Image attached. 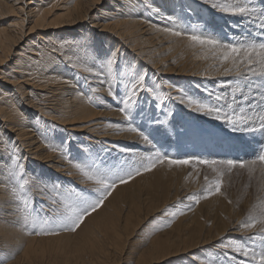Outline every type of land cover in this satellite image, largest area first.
<instances>
[{"label":"bare ground","instance_id":"obj_1","mask_svg":"<svg viewBox=\"0 0 264 264\" xmlns=\"http://www.w3.org/2000/svg\"><path fill=\"white\" fill-rule=\"evenodd\" d=\"M100 1L103 8L98 11L96 22L92 23L98 29L91 24L86 26V20L92 18L88 13ZM193 1L201 8L208 5L203 0ZM193 4L188 0H156V2L155 0L105 2L37 0V3L35 0H0V15L16 13V17L14 16L7 25L0 27V82L6 86L3 92L0 91V149L7 146L11 150V145L7 144L9 140L11 144L18 146L19 153L23 157L21 162L25 166L30 184L34 177L46 182H59L69 187L71 183H76L79 190H84L86 195L92 194L91 198H94L95 193L91 192L92 185L82 180L76 170L69 165L65 154L80 159L89 151L93 154L99 152L103 142L120 145L128 148L129 152L124 154L118 148H113L110 153L115 152V158L109 159V167L119 171L118 167L117 170L114 169L117 162L124 161L134 166L138 157L148 156L154 152V149L139 139L136 133L127 131L122 115L115 107H109L114 101L108 96L107 86L98 84L95 76L83 71V67L92 66L91 59L97 53L101 57L114 54L121 69L146 73L147 83L153 82L163 94L170 93L173 97H176L174 89L188 81H191V87L183 85L187 88L183 90L189 96L194 93L200 94L205 90L203 86H215L216 82L227 81L229 77L232 78V85H235L233 75L225 76L219 65L218 68L213 66V59L210 54H207L206 58L205 50L200 49L199 46L191 47L186 37H175L162 31L165 26H172L167 18L173 19L176 16L173 14L177 13L180 6L188 7L187 15L180 17L185 24L175 22L182 27H191ZM206 8L217 14L221 20L228 19L234 29L227 28L236 32L235 35L240 33L241 29H245L242 36L238 37L244 38L246 31H255L256 25L240 16L227 17L228 14H222L212 9L210 5ZM153 9L156 11L154 12ZM137 12L140 16H137ZM146 13L149 15L145 18ZM211 18H213L211 12L200 15L198 22H203H201L204 25L202 30L206 34H213L228 41L231 37L229 32L223 36L224 27H219V31H213L215 20ZM235 18H238L236 23L229 20ZM77 25L80 27L77 28ZM70 28L73 29L72 33L55 32L58 29ZM35 30H46L50 35L40 38L41 43L38 45L36 43L34 48L29 49L33 36L39 35L35 33L25 47L21 45L22 51L15 52L13 47L20 45L21 38H25L29 31ZM61 44L65 47L74 44L88 46L87 54L80 49L79 56L72 57L73 62L80 63L79 68L67 67L68 56H62L59 51L53 52V48H58ZM26 52L30 54L27 55ZM13 60L10 66L9 61ZM99 63L96 62V69ZM105 73H107L106 68ZM178 75L183 76L176 78L180 81L175 80V76ZM183 78L185 81L181 80ZM92 87H96L98 92L91 93ZM224 91L225 88L221 93ZM81 92L87 95H99L105 103L100 105L98 101L89 102L87 95L81 96ZM173 102L179 103L178 98L168 102L171 107ZM181 105L184 106L185 113L192 112L193 109H189L186 103ZM30 108L33 116L39 113L45 124L39 123L37 128L32 125L31 116L26 113ZM149 120H138L134 124L142 126L151 133L157 148L163 151L164 145L167 146L168 142L165 140L168 136L166 135L163 140L156 135L157 132L153 129L161 126ZM55 123H57L56 131L52 138L53 126L50 124ZM116 124H120L122 130L117 131L114 127ZM170 125L173 123L170 122ZM66 127L78 133L84 132L74 135L64 133L63 129ZM164 131L160 128L159 132L163 134ZM250 136L254 145L256 135ZM53 139L55 143L51 141ZM79 139H82L81 144L78 143ZM242 145L241 143L239 146ZM55 148H61L62 151H54ZM184 172L183 165L170 166L167 162L159 164L151 171L134 177L128 183L118 185L104 204L86 216L73 233L58 230V234L55 235H36L31 227L25 228L15 223L19 214L14 211L16 205L10 201L9 195L13 185L8 183L6 188L7 182L0 169V257L2 256L0 259L7 256L6 264L20 262L22 264H109L112 256L119 252L112 264H118L119 260L123 264H161L170 257H164L169 253V249L190 250L198 244H205L211 238L202 236L205 224L199 221V211H205L208 220H211L224 209L225 205L222 202H217L219 206L216 209H203L202 206L200 210L198 207L192 220L182 223L181 218L168 230L161 229L162 231L157 234L153 233L146 248L143 246L140 248L138 242L148 240L142 241L143 238L140 240L135 237L145 219L163 210L165 205L173 202L178 196H184L185 193L182 194L183 189L179 184L183 180ZM121 192L131 198L130 202L123 203ZM32 195L36 198L37 211L43 204L51 202V197L41 199L38 190L34 189ZM55 208L56 206L53 205V210ZM142 211L144 213L141 215ZM128 224L132 225V228L125 232ZM171 229L179 230L182 238L164 239V234ZM134 238L140 241L137 242ZM33 253L36 255L29 257Z\"/></svg>","mask_w":264,"mask_h":264},{"label":"snow or ice","instance_id":"obj_2","mask_svg":"<svg viewBox=\"0 0 264 264\" xmlns=\"http://www.w3.org/2000/svg\"><path fill=\"white\" fill-rule=\"evenodd\" d=\"M203 2L222 14L240 16L254 23L260 35L258 37L249 35L242 40L224 41L216 35L206 34L197 25L182 27L171 17L167 19L171 21L172 26H165L162 31L175 37H186L191 47L199 46L206 51V58L207 54H211L214 64L223 69L225 76L233 75L235 85H232L231 80L222 81L225 91L219 94L209 92L208 99L205 100L189 96L185 90L179 88L174 89L176 97H173L170 93L163 94L154 85L148 84L146 73L121 69L114 54L110 53L103 57L98 53L95 54L91 59L92 66L83 67V71L95 76L98 84L107 86L108 96L114 101L109 107H115L122 115L127 131L136 133L139 139L156 150L148 156L138 157L134 166L132 164L121 166L119 171L108 167L107 160L113 148H118L125 154L129 152L128 148L120 145H112V147L102 145L99 152L93 154L89 151L80 159L65 154L69 165L76 170L82 180L92 185L91 192L95 193V197L91 198L76 186L46 182L38 177H34L30 184L25 166L21 162L23 157L19 153L18 146L11 144L9 140L7 144L11 145V150L7 146L0 149V169L7 182L6 188L8 183L13 185L9 195L10 201L16 205L14 211L19 214L15 223L25 228L31 227L36 235H55L60 229L76 231L85 217L99 209L118 185L126 184L134 177L151 171L158 164L165 162L170 166L196 163L206 166L214 174L212 179L205 175V184L201 192L186 197L192 203L198 204L202 199L219 194L223 176L236 168L246 170L250 178L259 170L262 178L260 191L264 193V141L256 140L259 147L254 157L249 159H214L198 156L178 159L161 152L151 138V133L142 126L134 124L136 117L145 111L143 105L147 103L144 99L146 94L152 102L150 107L162 112L167 107L166 101L178 98L180 104L186 103L195 113L212 117L220 122L229 133L264 136V0H203ZM153 11L155 12L156 9ZM80 49L87 54L86 44L67 47L61 44L58 48H53V52L59 51L62 56H68L66 66L75 69L81 65L78 61L73 62L72 57L79 56ZM97 61L100 62L98 69H96ZM169 87L173 86L169 85ZM90 92L97 93L98 89L92 87ZM80 95L87 94L81 92ZM87 99L89 102L98 101L100 105L105 103L99 95H87ZM164 116L165 120L157 118L152 123L166 126L168 119L175 116V112L168 109L164 112ZM114 127L117 131L122 130L120 124ZM153 131L159 132L160 127L154 128ZM53 150L62 151L61 148ZM34 189L39 191L41 199L51 197V202L43 204L38 211L35 208L36 198L32 195ZM257 199L259 205L254 204L249 209L247 218L239 222V227L246 231L256 230L253 235L247 237L251 244L233 239L225 242L224 238L219 242L220 248L224 250L226 264H264V196H258ZM53 205L56 206L55 210ZM177 214V212L169 214L167 210L165 211V215H170L172 218ZM228 253L236 255L228 258ZM237 255L241 258L237 259ZM7 259V256L4 257L0 260V264H6ZM208 264L213 262L209 261Z\"/></svg>","mask_w":264,"mask_h":264},{"label":"rangeland","instance_id":"obj_3","mask_svg":"<svg viewBox=\"0 0 264 264\" xmlns=\"http://www.w3.org/2000/svg\"><path fill=\"white\" fill-rule=\"evenodd\" d=\"M102 1L105 2L107 0H102ZM188 1L190 2V4L194 3L193 5H191V8H192L191 25H197L200 28L203 26L201 29H204V25L202 24L203 22L202 21H201L202 23L198 22L200 20V15L204 14L205 12H211L213 15V18H211V19L215 20V26H213V28H212L213 31L214 30L219 31L218 30L219 27H224L222 29V31H223L222 35L224 36V35H226L227 32H229V35H231V37L229 36L230 37L229 40H242V39L248 37V35H252L255 37H258L257 35H260L258 33L259 31H257L258 28L256 26L255 31L244 32V38L238 37V36H242L243 31L245 29H241L239 31L240 33H238L239 35L238 34L235 35L236 32L228 30V28H227V27H230V29L233 28L231 23L228 21V19L227 20H224V19L221 20L217 14H215L212 11H209L206 8L209 5H206L205 7L201 8V7L197 6L195 1H193V0H188ZM155 2H156V0H155ZM35 3H37V0H35ZM102 8H103V4H101V1H100V2H98V5L90 13H88L91 15L92 18L90 20H86V26H88L90 24L93 25L92 23L96 22L98 11ZM187 8L185 6L178 7L177 13L173 14V15H176V16H174L173 19L175 21H179L182 24H185V22L180 17L187 15V13H186ZM87 11H88V9H87ZM87 11H86V14H87ZM146 14H145V18L149 15L148 13H146ZM14 16L16 17V13L8 14V15L7 14L0 15V27H2V25H7V23L12 18H14ZM137 16H140V14L138 15V12H137ZM229 16H232V15H227V17H229ZM238 18H235L233 20L229 19V20L236 23ZM156 23H157V21H156ZM93 26L95 27V29H98L96 25H93ZM76 27L78 28V27H80V25H77ZM72 31H73L72 28L55 30V32H71V33H72ZM45 32H46V30H44V31L35 30L32 32L29 31V34L26 35L25 38L24 37L21 38V40H20L21 42L18 41V43L20 42L19 43L20 45L14 46L13 49L15 50V52L22 51V49H20L21 45H22V47H25L26 43L31 40V37L33 36V34L37 33L39 35L33 36L34 38H32L31 43H29V45H30L29 49L32 47L34 48L36 46L35 45L36 43H37V45L41 43V42H39L40 38H44L45 35H50V34H48V32H46V33ZM26 54L28 55V54H30V52H28V53L26 52ZM12 57L15 58L14 56H12ZM9 62H10L9 65L11 66L13 64L14 60L9 61ZM212 65L218 68L217 65H215V64H212ZM145 67H147V66H145ZM176 76H175V80H177V81H180V80H178L176 78H182L183 77L182 75H178V77H176ZM157 79H159V78H157ZM229 79L232 81V78H230V77L227 78V80H229ZM181 80L185 81V78H183ZM187 80H189V79H187ZM159 81H160V79H159ZM188 82H189V84H188ZM188 82H183L184 84L182 83V85L179 84V88H181V89L184 88L185 90L187 89L185 87L190 88L191 87V81H188ZM152 83L153 82L148 83V84H152ZM215 84H216L215 86H211V85L210 86H208V85L203 86L205 90H203L202 92L200 91L201 92L200 94L194 93L195 95L193 94L192 97L194 96V98H198V99L202 98L204 100V99H208L207 93H209V92L217 93V94L221 93L222 89L225 88V86L222 85V81L216 82ZM153 85H154V83H153ZM156 88H158V87H156ZM5 89H6V86H3L0 82V91L3 92ZM161 93H163V92L161 91ZM145 96L146 95H144V99L147 100V102H148L145 105H143V108L145 109V111L141 116L138 115L137 120L135 119L134 122H136L138 120L144 121V120H149V119H150L149 121H151V120L153 121L154 119H157L159 117H160L159 119L162 118L161 120H165L164 112H167L169 107L175 112V116L168 119V123H167L166 127H163V126L160 127L162 130H165L164 131L165 133H163V134L161 132L156 133V135L160 136L163 140H164V137L166 135L168 136L166 139L167 141L165 140V142H168L167 146L165 144L163 151H161L162 149H160V151L166 152L169 156H171L173 158L183 159V158H186L188 156H198L201 158H214V159H224V158L249 159V158L254 157V155L256 154V150L259 147V145L256 143V140L259 139V140L264 141V136H260L259 134H251L250 133V135H256V138L253 142L254 145H252L253 139H250L251 136L249 134L241 135V134L228 133L225 131V129H223L224 126L221 125L220 122L212 121V120H214L212 117L210 118L211 119L210 120L209 117L203 116L200 114H196L193 110H191L193 113L192 112L188 113V111L185 113L184 112V106L181 105L180 103L174 104V102H173V103H171L172 104V107H171V105H169V103H168L170 101H166V105L168 108H164L163 112L161 110L151 108L150 105L152 102H151V100L148 101V97L147 96L145 97ZM148 104H149V106H148ZM189 109H191V108H189ZM149 110L151 111L150 113H149ZM26 113H28V115L31 116L32 125L34 127L37 128L39 123L45 124L43 122L44 120L40 117L39 113H37V114L35 113V115L33 116L32 108H30V111L26 112ZM154 113H155V115H154ZM144 114H146L145 117H144ZM147 114H149V116ZM198 116H200V117H198ZM140 117H141V119H140ZM36 121H37V124H35ZM170 122L173 123V125H170ZM56 124L57 123L50 124L53 126L52 138L54 137V134L56 131V129H55ZM216 124H217V126H216ZM218 125H220V126H218ZM187 129H188V131H187ZM166 130H168L169 132ZM63 132L74 135V134H81L84 131L78 133L75 130L67 129V127H66L63 129ZM159 133H161V134H159ZM81 140L79 139L78 143L81 144L82 143ZM51 141L53 143H55L54 139ZM170 142H172V143H170ZM241 143L243 145L239 146V145H241ZM110 144L111 143L107 144V142H103L101 145L107 146V147H112L113 144H111V145ZM155 150L156 149H154V151ZM114 153L109 154V157L107 160L108 167L110 165L109 159L115 158ZM124 154H122L123 159H124ZM119 158H121V156ZM126 165L127 164L124 161H122V162L120 161V162H117L114 169L117 170V167H118V169H120L121 166L126 167ZM183 166H184L185 172L183 173V178H182L183 180H181V182L179 184H181V189H183L182 194L185 193L184 196H178L173 202H171V203L169 202L167 205H165L163 210L158 211L153 216H150L147 219H145V220H147L146 222H144L145 220L143 221V223L140 225V227L142 229L139 228V230L137 232L138 235L135 237L140 238V240L143 238L142 241L148 240L147 242L144 241L141 243V241L139 239L138 240H136L135 238L134 239L137 242L140 241V242H138V244L140 243L139 244L140 248H143V247L146 248L149 244V237L153 233L157 234L159 231H162L161 229H163V231L168 230L170 227H172V225L175 222L178 221V219L182 218V220H180V221L181 222L183 221L184 223L188 222L189 219L192 220L195 216V212L198 209V207L200 210H201L202 206H203V209H206V208L216 209L219 206V205H217V202H222L225 205L224 209L218 213V216L216 218H212L211 220H208L207 214L205 211H202V212L199 211V217H198L199 221L205 224V226L203 228L202 236H204L206 238H211V240L205 244H198V245H196V247H194V249H190V250L169 249V253L166 254L164 257H167V256H170V257L167 258L161 264H208L209 261H212L213 264H226V259L224 256V250L220 248V244H219L221 239L224 238L225 242H227L228 239H233V240H239L241 242L251 244V241H249L247 239V237L250 235H253L256 232L255 229H252L250 231H246V230L240 228L239 222L247 218L249 209L254 204L257 206L259 205V200L257 199V197L258 196H264V193H262L260 191L261 179H262L260 176V172H259V170H257L253 174V176L250 178L246 170H241L239 168L233 169L231 173H225V175L223 176L222 189H221V192L219 194L212 195L206 199H202L198 204H196V203H192V202L188 201L186 199V197L193 194V193L201 192L202 186L205 184V179H204L205 175H208L209 178L212 179V178H214V174L211 172L210 169H208L204 165H199V164L193 163L192 165H183ZM71 184H72V185H70L71 187L72 186L78 187L76 183H71ZM121 194H122V192H121ZM87 195H89L90 197H93L92 194H90V193H88ZM218 195H219V197H217ZM130 199L131 198H129L127 196V194H125V195H123L122 201H123V203H125V201L130 202ZM140 202L142 203V199L140 200ZM178 202H180V203H178ZM189 206H190V208H189ZM166 210H167V213H169V214L172 212H177L178 214L174 218H172L170 215H165ZM160 212H161V215H159ZM143 213H144V211H142L141 215ZM180 213H182V214H180ZM144 216H146V215H144ZM187 217H188V219H187ZM169 221H170V223H169ZM133 224H136V223L133 222ZM165 225H167V226H165ZM131 228H132V225L130 226L128 224L125 228V232L131 230ZM60 230L65 231L63 229H60ZM70 232L73 233V231H70ZM163 237H164V239L170 238V239H174V240H179L180 238H182L179 230H177V229H171V230L167 231ZM145 242H146V244H145ZM257 243H259V240L257 241ZM122 248H123V246H122ZM118 253L119 252H117V254ZM117 254H114L112 256V259H111L109 264H112L115 262ZM35 255L36 254L33 253V254L29 255V257L35 256ZM233 255H236V254L228 253V258H231ZM193 256H196V257H193ZM239 258H241V257H239L237 255V259H239ZM19 264H22V263L20 262ZM118 264H123V262L119 260Z\"/></svg>","mask_w":264,"mask_h":264}]
</instances>
